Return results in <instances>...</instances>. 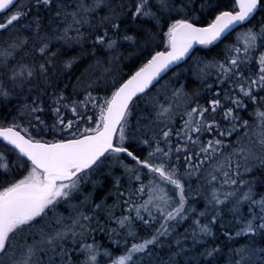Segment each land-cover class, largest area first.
Returning <instances> with one entry per match:
<instances>
[{"label":"snow or ice","instance_id":"6c2138e0","mask_svg":"<svg viewBox=\"0 0 264 264\" xmlns=\"http://www.w3.org/2000/svg\"><path fill=\"white\" fill-rule=\"evenodd\" d=\"M0 264H264V0H0Z\"/></svg>","mask_w":264,"mask_h":264},{"label":"trees","instance_id":"16d2710c","mask_svg":"<svg viewBox=\"0 0 264 264\" xmlns=\"http://www.w3.org/2000/svg\"><path fill=\"white\" fill-rule=\"evenodd\" d=\"M235 35V34H233ZM223 43L224 42H220L215 46H208L207 48H205V46H198L197 48H195V51L192 53V56H201V57H205L207 60H211L213 57H216L218 55V53L220 52L221 48L223 47ZM79 50H76L74 52H70L68 53V55H76L78 53ZM90 61H85L84 64H81L78 70H75V75H79V71L83 69V67L86 66L87 63H89ZM188 63H191V57L188 59ZM185 64H182L181 67H185ZM175 71V69H174ZM171 75V73H169V76ZM74 79V76H73ZM167 79V77L165 78ZM188 81H195V77L194 76H190L188 77ZM183 80L182 78V82L187 84V91L191 92L193 90H196L199 88V84L196 82H188ZM109 203H111V201H109ZM98 239H102V237H98Z\"/></svg>","mask_w":264,"mask_h":264},{"label":"water","instance_id":"95a60500","mask_svg":"<svg viewBox=\"0 0 264 264\" xmlns=\"http://www.w3.org/2000/svg\"><path fill=\"white\" fill-rule=\"evenodd\" d=\"M197 46H199V45H194V48H196Z\"/></svg>","mask_w":264,"mask_h":264},{"label":"bare ground","instance_id":"6f19581e","mask_svg":"<svg viewBox=\"0 0 264 264\" xmlns=\"http://www.w3.org/2000/svg\"><path fill=\"white\" fill-rule=\"evenodd\" d=\"M199 46H200V45H199ZM197 47H198V46H197ZM197 47H196V48H197Z\"/></svg>","mask_w":264,"mask_h":264}]
</instances>
